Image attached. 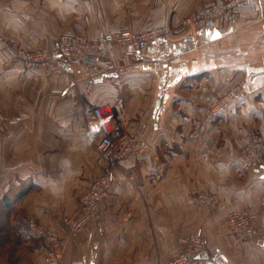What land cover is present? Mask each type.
<instances>
[{
    "label": "crops",
    "instance_id": "1",
    "mask_svg": "<svg viewBox=\"0 0 264 264\" xmlns=\"http://www.w3.org/2000/svg\"><path fill=\"white\" fill-rule=\"evenodd\" d=\"M207 1L0 0V112L22 117L4 125L0 198L30 188L12 203L10 220L34 219L56 233L59 264H167L198 228L207 242L200 264H264V222L255 220L248 239L227 224L231 212L257 213L264 197V167L245 168L236 155L254 131L264 142V0L179 30ZM157 27L170 32L134 57L97 44L93 65L65 68L69 84L14 52L52 50L61 32L78 28L97 38ZM234 87L242 97L193 136L195 121ZM107 105L119 113L123 136L148 150L118 163L101 226L71 235L65 219L80 215L79 197L104 167L92 109ZM24 255L15 264H45L38 247Z\"/></svg>",
    "mask_w": 264,
    "mask_h": 264
},
{
    "label": "built area",
    "instance_id": "2",
    "mask_svg": "<svg viewBox=\"0 0 264 264\" xmlns=\"http://www.w3.org/2000/svg\"><path fill=\"white\" fill-rule=\"evenodd\" d=\"M163 0H153L154 4H160ZM257 0H215L204 3L201 11L182 20L179 30L187 26H204L209 21L219 17L232 18L237 10ZM85 24L90 23L91 18L84 16ZM170 32L166 27H157L146 31H133L129 29L112 30L97 38H89L84 29L78 28L64 31L58 35L55 47L45 51L40 49H23L17 47L15 56L28 67H36L46 74L63 73L64 81L69 84L72 79L66 73L65 68L69 63L79 65H93L91 50L99 43H103L107 49L115 46L125 48L132 57L146 51L149 44L159 37H165ZM92 86V82H89ZM240 87L230 89L222 98L219 107L229 104L231 101L241 98ZM93 115L99 130L96 141V149L104 160V167L86 190L79 197L80 215L77 218L65 219V225L71 235H80L85 232L87 225L94 223L100 227L102 224L101 207L107 197L110 187L115 180V170L120 161L133 153L135 144L144 147L140 139L135 143L123 136V121L114 107L107 105L93 108ZM21 116L5 118L0 112V140L3 136L4 125L18 124ZM263 144L259 136L250 134L244 138L242 153L248 155L246 159L252 160L255 166L263 167L262 161H257L263 154ZM203 199H212L203 196ZM260 218L264 222V197L261 200L260 209L252 213L248 208L239 212H231L227 215V224L232 235L242 239H248L255 232V220ZM28 227L33 236L39 241L38 251L43 255L45 264H59L63 253V241L53 231L39 225L34 219L27 220ZM182 249L171 257L167 264H200L203 260L197 257L206 248L207 242L203 237L202 229L198 228L187 238L180 239Z\"/></svg>",
    "mask_w": 264,
    "mask_h": 264
},
{
    "label": "rangeland",
    "instance_id": "3",
    "mask_svg": "<svg viewBox=\"0 0 264 264\" xmlns=\"http://www.w3.org/2000/svg\"><path fill=\"white\" fill-rule=\"evenodd\" d=\"M211 1H215V0H211ZM220 1H223V0H220ZM207 2H209V1H207ZM153 4H154V2H153ZM154 5H157V4H154ZM203 5H202V8H203ZM202 8H201V10H202ZM231 89H233V88H231ZM225 94L224 95H221L215 101V105H214V107H212L213 111H212V109H210L209 112H206L202 117H200L197 121H195V125H194V127L192 129L193 136H196L197 134L200 135V136H202L203 134H205L206 133L205 126L207 125V123L209 122V120L213 117V115H215L217 112L223 111L225 108L231 106L232 104H234L236 101H238L240 99L239 98L237 100L231 101L229 104H227V105H225L223 107H219L220 102H221L222 98L225 96ZM251 134H254V135L259 136L260 139H261V141H262V138H261V135L259 134V132L257 133V132L254 131ZM262 144H263V148H264V142L263 141H262ZM147 146L148 145L145 144L144 147L141 148V146L139 144H135V148H134L133 153H135V154L144 153L145 150L146 151L148 150V147ZM242 148H243V143L238 148V150H237L238 153L236 154V155H238V160L240 161V163L243 164V166L245 168H248V169H250V168H257L258 166H255L254 163L252 162V160L246 159L248 155H243ZM262 152L264 154V149H263ZM260 156H261V158L259 160H257V161L258 162L259 161H262L264 163V155H260ZM3 216H2V213L0 212V221H1V219H3ZM28 232H30V229L29 228H28ZM34 240H35V243H36V246L35 247L37 248V246L39 244V241L36 238ZM29 242L32 243V241L30 239H29ZM15 243L16 242H15L14 236H11L7 241H3L2 243H0V262L3 261L1 263H8L9 262L8 264H10V263L11 264H15L14 258L17 255V253L21 251V249L23 247L21 243H20L21 245H19V244L17 245ZM41 257L43 259V255H41ZM43 261H44V259H43Z\"/></svg>",
    "mask_w": 264,
    "mask_h": 264
},
{
    "label": "trees",
    "instance_id": "4",
    "mask_svg": "<svg viewBox=\"0 0 264 264\" xmlns=\"http://www.w3.org/2000/svg\"><path fill=\"white\" fill-rule=\"evenodd\" d=\"M30 188L21 189L15 191L13 195L5 193L0 198V212L2 213L3 219L0 221V243L7 241L11 236H14L15 244H22V249L14 258V261L18 259V254H29L32 252V249L36 246L35 238L31 236H24V233L28 232V224L25 220L24 222H14L10 220L11 205L14 202L21 200L28 192ZM29 239L32 243L29 242ZM21 243V244H20ZM24 251V252H23ZM25 256V255H24ZM13 262V261H12ZM9 263V262H8ZM11 264V263H10Z\"/></svg>",
    "mask_w": 264,
    "mask_h": 264
},
{
    "label": "water",
    "instance_id": "5",
    "mask_svg": "<svg viewBox=\"0 0 264 264\" xmlns=\"http://www.w3.org/2000/svg\"><path fill=\"white\" fill-rule=\"evenodd\" d=\"M204 253H205L204 251L201 252L197 257L203 259V255H204ZM0 264H8V263H1V262H0Z\"/></svg>",
    "mask_w": 264,
    "mask_h": 264
},
{
    "label": "snow or ice",
    "instance_id": "6",
    "mask_svg": "<svg viewBox=\"0 0 264 264\" xmlns=\"http://www.w3.org/2000/svg\"><path fill=\"white\" fill-rule=\"evenodd\" d=\"M214 38H217L218 39L219 38V33H216L215 36H214Z\"/></svg>",
    "mask_w": 264,
    "mask_h": 264
}]
</instances>
